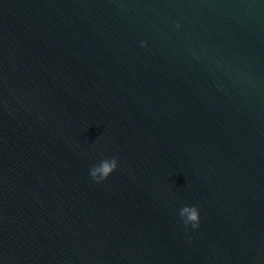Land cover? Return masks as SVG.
Here are the masks:
<instances>
[{"label": "water", "instance_id": "95a60500", "mask_svg": "<svg viewBox=\"0 0 264 264\" xmlns=\"http://www.w3.org/2000/svg\"><path fill=\"white\" fill-rule=\"evenodd\" d=\"M0 264H264V0H0Z\"/></svg>", "mask_w": 264, "mask_h": 264}, {"label": "clouds", "instance_id": "9594fccd", "mask_svg": "<svg viewBox=\"0 0 264 264\" xmlns=\"http://www.w3.org/2000/svg\"><path fill=\"white\" fill-rule=\"evenodd\" d=\"M118 167V158L112 157L110 159H102L98 164L90 168V176L96 181L101 182L106 180L110 174ZM180 216L186 215L185 224L191 223L193 228L199 227L200 214L199 209L195 206H184L180 209Z\"/></svg>", "mask_w": 264, "mask_h": 264}]
</instances>
